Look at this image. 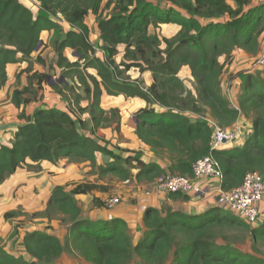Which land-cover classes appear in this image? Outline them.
<instances>
[{"label": "trees", "instance_id": "trees-1", "mask_svg": "<svg viewBox=\"0 0 264 264\" xmlns=\"http://www.w3.org/2000/svg\"><path fill=\"white\" fill-rule=\"evenodd\" d=\"M32 1L38 10L35 15L19 0H0V91L8 79V65L30 66L26 84L11 94L23 123L9 144L0 145V184L25 165L40 168L43 163L66 160L97 166L98 154L109 160L99 168V177L111 175L138 184L153 183L165 173L191 177L192 163L209 154L207 120L229 128L243 116L250 121L243 145L213 153L223 174L220 188L238 187L247 172L257 171L264 177V79L244 76L236 96L237 109L220 88L221 59L227 61L237 50L257 54L264 33V0H106L103 7V0ZM89 14L96 18L103 58L96 56L89 41L85 23ZM61 21L69 29L53 41V64L47 65L39 55L33 61L41 33L57 35L63 31ZM161 25L176 26L179 31L170 39L149 34L151 27ZM120 45L124 46L123 60L117 64ZM67 49L77 55L75 62L65 56ZM33 62L46 67L45 72H31ZM183 68L189 70L197 96H182L185 88L179 73ZM132 69L150 73L152 83L144 88L123 78ZM55 71L60 82L50 88L66 100L67 109L40 107L26 115L25 107L38 100ZM104 94L146 103L133 116L134 134L141 146L167 155L166 169L143 162L140 151L125 157L120 148L113 152L96 135L106 115L101 107ZM85 114L92 125L90 135L84 131ZM116 115L110 112L112 119ZM114 129L119 134L120 124ZM96 190L107 192L87 182L69 189L55 186L38 216H63L68 223L64 241L41 231L27 232L22 248L28 259L12 257L0 247V264H55L66 251L88 264H264V220L251 227L219 207L196 215L168 207L147 208L141 235L133 244L124 220L92 221L83 216L75 197ZM94 203L103 205L98 199ZM15 216L10 212L4 218L9 221ZM246 242L249 252L242 248Z\"/></svg>", "mask_w": 264, "mask_h": 264}, {"label": "rangeland", "instance_id": "rangeland-1", "mask_svg": "<svg viewBox=\"0 0 264 264\" xmlns=\"http://www.w3.org/2000/svg\"><path fill=\"white\" fill-rule=\"evenodd\" d=\"M19 1L28 7L34 15L37 14V7L33 4L32 0ZM105 1L106 0H103L101 4L102 7L104 6ZM105 12L107 11L104 10L103 14ZM86 23L88 24L90 30L89 41L93 45L96 56L98 55L102 57V50L99 48L97 39L98 30L95 16L89 14L86 19ZM60 25L62 28L64 27L61 22ZM62 30L63 31L58 32L57 35L52 32L49 35H43V39L36 50L35 56L33 57V61L37 55H45L48 59V54L53 52V41L59 40L66 31L64 28ZM178 31V27L161 25L156 28L151 27L149 29V34L156 35L160 39H170L174 37ZM163 46L164 45H162V47ZM118 48L120 50V55L117 56L116 62L119 64L123 60L122 54L124 53V47L119 46ZM262 54H264V33H262L259 37L257 54L252 55L241 50H237L233 52L232 56L227 61L225 59H221V63L223 64V74L221 76L220 83L221 93L228 99L231 107L237 108V105L235 104L237 96L236 91L238 90L237 84L243 80L244 76L247 74L255 76L259 75L262 79H264V66L260 68L256 65L257 59ZM68 56L72 58V60L76 57L74 54H72V56H74L72 57L69 53ZM53 61V59L47 60V64L52 63ZM34 64H32L31 72H45L46 67H44V69L40 64L35 65L38 66V71H34ZM28 67L30 66H15L10 68V81L7 82V85L4 88V93L0 94V145L9 144L12 140L11 136L14 129L18 124L23 123V121L19 118V114L21 112H18V110L15 111L14 107H12L13 104L11 102L10 93L15 89H20L23 80H25L26 84L25 77L27 75ZM183 70L184 69L180 71L181 74L179 76V79L185 88L182 96L186 97V94L189 93L197 96L195 83L191 74ZM135 72L136 70L133 69L127 71L126 73H123V78H127V80L134 82L137 81L140 84V87L142 86L146 88L144 80H140L139 78L135 79L133 77ZM50 75L51 77L48 80L47 85H44L43 89L39 93L38 100L31 103L28 107L29 111L32 110L31 112H33V110L40 107L56 108L60 110L67 109L68 104L66 100L62 99L60 95L56 94L50 88V85L58 84L60 82L58 72H52ZM104 98L106 99L105 96ZM119 100L120 99H115L113 101L108 99H106V101L103 100V109L105 110L106 115L102 127L96 132L97 136L104 138V142H108L107 148L113 152H117V144L122 143L123 140L126 141L124 138H128V134L126 132L124 134L125 136L118 134L115 136V124H121L122 117L125 115L122 107H120L121 105ZM82 104L83 106H86V102H83ZM111 111H114L117 114L113 119L110 116ZM82 118L84 119V117ZM129 118L130 116L127 119V123L129 125H133V121ZM85 119L90 120L89 116H85ZM238 123L243 130L247 131V128L249 127L248 118L243 116L241 121H238ZM3 125H5V128H3ZM85 125V134L87 133L90 135L89 131L91 130L92 125L88 121H85ZM125 145H128L127 142ZM122 146L123 147L119 146V148L124 150V153L122 154L124 157L133 156L137 151H140L142 155H144L143 151L135 150L136 147L134 150L129 149L133 148L134 145L132 147L129 144V146L126 147L122 144ZM97 157V166H91L87 162H70L66 160H60L56 165L41 164L40 168H32L25 165L22 168H19L14 175L8 177L2 184H0V247H2L3 250L12 257H21L24 260H27L28 257L26 258L22 248V237L25 233L31 231H41L45 234L57 237L61 242L64 241L68 223L63 221V216L57 215L51 218L38 216L39 213H42L45 210L50 192L55 186H63L66 187V189H69L76 184L87 182L107 188V192H100L96 190L88 195H84V197L78 198L80 196H76L75 198L85 218L90 220L99 218L106 219V215L110 216V211L103 206L105 200L111 195H116L119 197L121 204L127 200L124 199V196L130 192L128 189H131L132 192H134L136 186L132 184H125L126 186L121 185L118 178L111 175L99 177V168L104 166V162L103 157L101 159L99 154ZM27 164L30 163L28 162ZM144 185L148 186L145 188V192L152 191V188H149L150 184ZM145 186H140L141 191L142 187ZM94 199H98V201L102 202L103 205L101 207L95 206ZM133 200L135 201V199ZM134 201H130L128 199L126 203H131L130 205L133 206ZM10 212L16 213V216L14 219H10L8 221L4 218V215L7 213L9 214ZM33 214L37 215L31 216ZM242 248L245 252H249L250 244L246 242ZM55 264H88V262H86L83 258L78 257L75 253L66 251L58 260L55 261Z\"/></svg>", "mask_w": 264, "mask_h": 264}, {"label": "crops", "instance_id": "crops-1", "mask_svg": "<svg viewBox=\"0 0 264 264\" xmlns=\"http://www.w3.org/2000/svg\"><path fill=\"white\" fill-rule=\"evenodd\" d=\"M61 23L64 26L63 27L64 30H68L69 29V26L65 22L61 21ZM85 23H86V21H85ZM86 25L88 26L87 23H86ZM88 28H89V26H88ZM50 33L51 32H43V33H41L40 40L42 41L43 35H49ZM98 35H99V33H98ZM89 37H90V35H89ZM120 46H122V45H120ZM117 49H118V55L117 56H119L120 55V53H119L120 50H119V48H117ZM35 53L32 55V58L35 56ZM68 53L71 56H72V54H75V53L72 52L70 49H67L65 51V56L68 58V60L70 62H75L77 60V56L76 57L72 56V57H74V59L72 60V58H70L68 56ZM117 56L115 57V62H116ZM41 57L45 60L46 64H47V60H50V59L55 60L54 52L48 54V59L45 57V55L41 56ZM98 57L103 58L101 56H98ZM53 62H52V64H53ZM33 64H34V62H33ZM27 65H28L27 63H17V64L8 65L7 68H6L7 77H8L7 82L10 81V73H9L10 68L15 67V66H23V67H25ZM35 65H37V64H34V66ZM37 68H38V66H35V68L33 67L34 71H38ZM183 69H184L183 71H185L187 73H190L187 68H183ZM57 72H58V75H59V71H57ZM88 72L90 74H92V75H95V72H93L92 70H89ZM136 72L134 73L133 77L135 79L139 78L140 80H144L145 83H146L145 84L146 87H148L152 83V79H151L150 73L145 72L143 74H140V73H138V72L136 73ZM40 73H42V72H40ZM180 74H181V72L179 73V76H180ZM25 79H26V77H25ZM7 82H6V85H7ZM6 85L4 86V88L6 87ZM24 85H25V80H23V83H22L21 87L24 86ZM237 86H238V90H239L240 82H238ZM4 88L0 91V94L4 93ZM238 90L236 91V93L238 92ZM12 92L10 93V97H11ZM104 96L106 97V99L111 100V101H113L115 99L116 100L120 99L119 100L120 101V105H121L120 107H122L123 112L125 114L122 117V121H121V124H120V133L118 135L125 136L124 134L126 132L128 134V138H124V139H126V141L123 140L122 143L117 144L118 148H119V146L123 147L122 144H124V146H126L125 145L126 142L128 144L126 147H128L129 144L132 147L134 145L133 148H129V149L134 150L135 147H136L135 150L143 151L144 155H141V160L143 162H145V163L155 162L161 168L166 169L168 167V165L170 164L167 155L164 154V153H162L160 155L154 154L147 147L141 146L139 141L135 137V134H134L135 122H134L133 116L139 110L147 107L146 103L142 99H139V98L126 99V98H124V96L109 97V96H106L104 94L102 96V98H101V107L102 108H103V104H104L103 102L106 101ZM30 105L31 104H29L27 107H25L26 110L24 109L26 115H31L33 113V112H31L32 110H30V111L28 110V107ZM12 107H14V106H12ZM154 108L157 111L164 110V109L159 108L157 106H154ZM14 109H15V111L18 110V112H21V109H16L15 107H14ZM85 116L88 117V115H86V114H85ZM85 116H83L84 120L90 122V120H86L85 119ZM129 116H130L129 119H131L133 121V125H129L127 123V119H128ZM242 118L243 117H240L237 121H241ZM248 122H249V125H250L249 119H248ZM19 125H21V124H18L16 126V128ZM3 128H5V125H3ZM15 129H14V131H15ZM86 135H88V134L86 133ZM115 136H117L116 132H115ZM11 138H12V136H11ZM244 141H245L244 139H240L239 142H236V143H234V144H232V145H230L229 147H226V148L241 147L243 145ZM100 157L102 159L101 155H100ZM97 161H98V157H97ZM106 161L108 162L109 160L107 158L103 157V162L105 163ZM43 164H48V163H43ZM49 165H51V164H49ZM119 182H120L121 185L126 186L124 184L125 181H119ZM134 183H135L134 181L133 182H129V184H132V185L136 186L135 191L132 192L131 189H128L130 192L126 196H124L125 200L129 199L130 201H134L133 199H135L133 206L130 205L131 203L127 204L126 203L127 200H126L125 202H122L120 205H118L116 208L109 210L112 215L111 214H110V216L106 215V219L105 218L104 219L103 218L102 219L101 218L92 219V221H99V220L106 221V220H110L112 218H120V219L124 220L127 223L128 229H129V231L131 233L130 236H131L133 244H135L138 241V239H139V237L141 235L140 229H141V225H142V217H143V213H144L145 209H147V208H153V209L161 210L162 208L168 207V208H171L172 210L180 211V212H182L184 214H187V215H196V214L203 213V212H205V211H207L209 209H212L214 207H218V205L216 203V197H217V195L219 193V187L214 182H207V181L202 182V186L205 188V190H204L205 194L202 197H193V196H190V195H181V194L165 195V194H162V193H150L149 195H147L144 190L148 186H145L144 183H140V184H134ZM140 186H145V187H142V191H141V187ZM138 187H140V188H138ZM78 196H80L78 198L84 197V195H78ZM262 207L264 209V206H262ZM83 216H84V214H83ZM26 258H27V256H26Z\"/></svg>", "mask_w": 264, "mask_h": 264}, {"label": "built area", "instance_id": "built-area-1", "mask_svg": "<svg viewBox=\"0 0 264 264\" xmlns=\"http://www.w3.org/2000/svg\"><path fill=\"white\" fill-rule=\"evenodd\" d=\"M256 65L260 68L264 66V54L259 56ZM237 109V108H236ZM211 128L209 140V154L191 165V177L178 174L165 173L157 177L150 183L153 193L165 195L181 194L193 197H202L205 188L202 182H214L219 187L216 203L223 211L234 215L251 227L259 226L264 220V177L257 171L247 172L240 185L229 191H222L220 188L223 174L218 162L214 159L213 153L229 147L245 139L247 131L239 125L238 121L229 128L221 127L218 123L208 119ZM124 184H129L125 181ZM151 192H146L149 195ZM120 204V199L116 195L109 196L104 206L111 210Z\"/></svg>", "mask_w": 264, "mask_h": 264}, {"label": "water", "instance_id": "water-1", "mask_svg": "<svg viewBox=\"0 0 264 264\" xmlns=\"http://www.w3.org/2000/svg\"><path fill=\"white\" fill-rule=\"evenodd\" d=\"M39 45H40V43L38 44V46H37V48L39 47ZM37 48H36V50H37ZM74 55H76V54H74ZM77 56V55H76ZM135 122V124H136V121H134Z\"/></svg>", "mask_w": 264, "mask_h": 264}]
</instances>
